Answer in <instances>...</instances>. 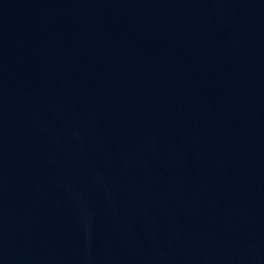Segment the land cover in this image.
<instances>
[{"label": "water", "instance_id": "obj_1", "mask_svg": "<svg viewBox=\"0 0 264 264\" xmlns=\"http://www.w3.org/2000/svg\"><path fill=\"white\" fill-rule=\"evenodd\" d=\"M0 264H264V0H0Z\"/></svg>", "mask_w": 264, "mask_h": 264}]
</instances>
